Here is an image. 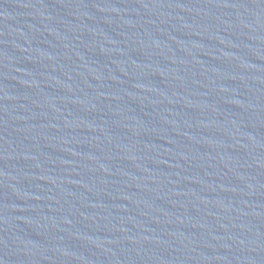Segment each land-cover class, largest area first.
<instances>
[{
    "label": "water",
    "instance_id": "water-1",
    "mask_svg": "<svg viewBox=\"0 0 264 264\" xmlns=\"http://www.w3.org/2000/svg\"><path fill=\"white\" fill-rule=\"evenodd\" d=\"M0 264H264V0H0Z\"/></svg>",
    "mask_w": 264,
    "mask_h": 264
}]
</instances>
